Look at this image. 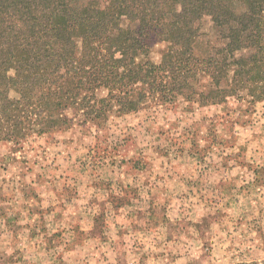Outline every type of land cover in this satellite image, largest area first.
<instances>
[{
    "label": "rangeland",
    "instance_id": "1",
    "mask_svg": "<svg viewBox=\"0 0 264 264\" xmlns=\"http://www.w3.org/2000/svg\"><path fill=\"white\" fill-rule=\"evenodd\" d=\"M87 1L74 0V4ZM225 1L236 14L242 12L241 0ZM196 27L195 77L187 89L172 90V77L161 72L163 91H154L137 111L126 113L119 111L117 101L110 97L117 87L99 88L93 93L96 99L80 98L75 104L72 99L63 100L67 105L50 116L57 122L55 127L0 140V164L10 168L22 164L30 169L45 159L46 174L65 176L71 196L77 192L73 183L87 184V180L97 189L92 196H104L107 220L102 226L104 240L97 263L92 261L95 257L85 256L73 264H264V195L243 193V186L231 196L219 195L213 192L215 184L206 183L196 196L186 191L195 188L194 183H165L195 147L201 150L202 146L197 161L206 165L202 169L205 174L239 162V153L227 148L233 140L215 145V149L191 143L190 127L210 129L209 113L218 117H214L217 123L211 124L219 130L233 123L256 126L264 117V22L255 39L260 50L245 47L233 52L229 45L232 49L238 44L230 31L234 25L218 27L205 17ZM242 36L239 44L246 46L248 33ZM166 51V43L155 42L147 58L159 64ZM143 59L140 56L137 61ZM223 61L226 70L217 85L212 64ZM93 107L97 112H90ZM63 118L65 124L59 121ZM156 183L167 188L156 191L160 210H152L147 201ZM130 205H137V213Z\"/></svg>",
    "mask_w": 264,
    "mask_h": 264
},
{
    "label": "trees",
    "instance_id": "2",
    "mask_svg": "<svg viewBox=\"0 0 264 264\" xmlns=\"http://www.w3.org/2000/svg\"><path fill=\"white\" fill-rule=\"evenodd\" d=\"M242 2L236 14L225 0H88L80 6L74 0H0V140L55 127L50 116L67 105L63 100L90 101L99 88L117 87L110 97L126 113L163 91L161 72L172 77V90L187 89L195 77L196 24L205 17L218 27L234 25L238 44L248 33L249 44H230L231 52L260 50L255 39L263 31L264 0ZM155 42L167 44L159 64L147 58ZM225 67V61L212 64L217 85Z\"/></svg>",
    "mask_w": 264,
    "mask_h": 264
},
{
    "label": "crops",
    "instance_id": "3",
    "mask_svg": "<svg viewBox=\"0 0 264 264\" xmlns=\"http://www.w3.org/2000/svg\"><path fill=\"white\" fill-rule=\"evenodd\" d=\"M209 116L210 129L202 127V131H197V127H190L191 143L215 149V145L233 140L235 143L228 142L227 148L239 153V162L205 174L202 169L206 165L197 161L202 146L201 150L195 147L186 162L179 164L177 173L167 177L165 183L181 180L191 186L194 183L195 188L189 187L186 191L195 195L206 183L215 184L213 192L219 195L231 196L239 186H243V193L257 191L259 196L264 195V117L256 126L252 122L238 127L233 123L219 130L216 124H211L217 123L214 118L217 116L211 113ZM227 118L234 122L230 116ZM45 164V159L30 169L22 164L13 168L0 164V264H73L76 259L81 262L85 256L95 257L92 261L97 263L99 246L104 240L102 226L107 220L104 213L108 204L101 200L104 196H92L97 189L88 180L87 184L74 182L77 192L71 196L66 189L69 182L65 176L59 172L46 174ZM212 168L210 166V170ZM126 183L130 185L131 180ZM161 187L167 189L156 183L147 196L152 210L161 209L156 204V191ZM160 196L159 199L163 198L162 194ZM129 209L138 211L137 205H130ZM115 226L114 223V230ZM80 237L83 240L77 241Z\"/></svg>",
    "mask_w": 264,
    "mask_h": 264
}]
</instances>
